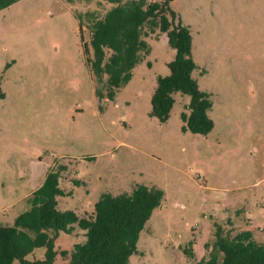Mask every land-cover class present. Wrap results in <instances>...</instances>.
Here are the masks:
<instances>
[{"label":"rangeland","instance_id":"obj_1","mask_svg":"<svg viewBox=\"0 0 264 264\" xmlns=\"http://www.w3.org/2000/svg\"><path fill=\"white\" fill-rule=\"evenodd\" d=\"M168 4L190 29L194 77L212 102L214 127L206 136L182 131L188 96L176 94L169 119L159 123L149 116L153 91L139 90V80L113 100L95 95L101 86L86 63L85 14L102 16L107 2L20 0L0 11L2 224L12 226L28 209L18 198L59 169V209L80 217L103 193L138 185L163 191L129 264H195L214 240V222L264 242V0ZM145 40L151 51L142 66L151 70L150 61L168 75L174 51L165 34ZM82 240L76 230L56 245L70 250ZM43 254L37 249L27 259Z\"/></svg>","mask_w":264,"mask_h":264},{"label":"trees","instance_id":"obj_2","mask_svg":"<svg viewBox=\"0 0 264 264\" xmlns=\"http://www.w3.org/2000/svg\"><path fill=\"white\" fill-rule=\"evenodd\" d=\"M20 0H0V11ZM70 2L71 0H63ZM86 3L92 0H83ZM110 9L102 16L85 14L89 32L90 54L85 45L88 70L100 85L97 97L113 100L127 85L133 70L150 54L147 37L157 31L165 34L174 51L167 64L168 75L157 76L150 101L149 116L165 123L174 106L176 94L188 96L181 114L182 131L206 136L214 127L208 112L212 102L208 93L199 89L194 77L198 69L193 60V42L188 26L170 10L168 2L147 0H103ZM81 31V27H80ZM4 94L0 91V100ZM60 171H50L26 203L12 226L0 222V264H129L138 254V243L146 224L163 199V191L154 186L138 185L129 193H103L94 203L88 217L60 210ZM214 240L206 244L207 255L195 264H264V242H258L249 231L224 229L214 222ZM82 233L83 240L70 250H60L56 240L61 234ZM44 249L42 259H27L35 250ZM190 259L194 253L185 251ZM60 261L57 263V259Z\"/></svg>","mask_w":264,"mask_h":264},{"label":"crops","instance_id":"obj_3","mask_svg":"<svg viewBox=\"0 0 264 264\" xmlns=\"http://www.w3.org/2000/svg\"><path fill=\"white\" fill-rule=\"evenodd\" d=\"M173 57H174V55H173ZM173 57H172L167 63H169L170 61H172V60H173ZM145 65H146L148 68H151V70H148V69L144 68V67L142 66V63L139 64V65H138V66H139V68H138V69H139V70H138V74H137V75L134 74V71H133V75H132V78H131V80H130L129 83H132L133 80H139V81L143 82V84L145 85V86L137 87L139 90H146V89H148V90H151V91L154 92V90H155V88H156V78H157V76H160V75L156 72L154 65L151 64L150 61H147ZM150 71H153L154 73H151V74H150V73H149ZM208 115H209V114H208ZM44 178H45V177H44ZM44 178L41 179V181H40V179H37V181H36L35 185L32 187V189H30L26 195H23V196H21L20 198H18V200L25 201V199H26V198H27V197H28L33 191H35L38 187H40V185L42 184ZM16 201H17V200H16ZM16 201H15V202H16Z\"/></svg>","mask_w":264,"mask_h":264}]
</instances>
